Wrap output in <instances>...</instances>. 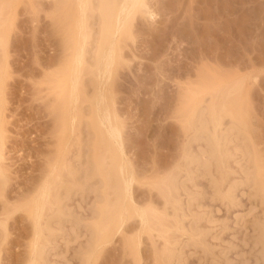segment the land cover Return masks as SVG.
Returning a JSON list of instances; mask_svg holds the SVG:
<instances>
[{
	"label": "rangeland",
	"instance_id": "374dc122",
	"mask_svg": "<svg viewBox=\"0 0 264 264\" xmlns=\"http://www.w3.org/2000/svg\"><path fill=\"white\" fill-rule=\"evenodd\" d=\"M17 2L9 43L11 78L7 88L3 161L11 179L8 197L17 201L16 204L36 191L47 172V161L55 153L57 119L56 110L52 108L55 96L49 86L51 76L48 78L47 74L57 72L61 50L57 17L54 15L55 1ZM150 6L157 12L156 18L148 20L142 17L136 21V40L127 42L125 51L130 67L123 71L128 75L118 79L121 87L117 89L116 106L124 121L125 152L138 179L133 185V197L139 205L144 207L152 203L163 213L165 198L158 190V182L165 176L176 177L173 175L179 171L176 166L179 165L187 133H184V127L181 128L179 117L182 114L178 115L181 101L177 97L184 87L200 83L205 76H211L213 80L217 76L213 72L225 74L224 78L230 73L236 80L248 79L246 88L250 92L247 89L248 95L243 92L246 98L245 95L242 97L245 100L239 98L240 106L248 112L250 138L264 163V0H150ZM169 24L170 27L173 24L171 28ZM165 34H168L167 38ZM200 71L203 73L199 74ZM193 146L197 151L198 146ZM230 166L236 172L231 174V182L245 180L234 161ZM200 172L193 173L194 181L187 186L196 196V200H192V212L201 217L197 224L205 232V243L210 249L205 251L196 245L186 247L181 264H264L262 245L257 241L259 230L255 224L257 217L264 212V204L261 205L258 197L244 183L237 188L234 203L222 202L209 177ZM177 178L181 180L184 176L180 174ZM92 200L93 193L85 198L77 195L68 201V208L72 207L75 215L88 217L93 208ZM182 200L186 206L184 194ZM1 204L0 212L3 211ZM140 226L139 219L130 220L124 231L102 251L95 264H161L158 256L165 249V240L162 238L163 242L156 233H141ZM8 227L6 239L0 234V264H25L33 237L28 214L16 212L9 219ZM69 227V224L65 225L66 234L71 233ZM66 234L63 236L66 240L73 239L72 235ZM136 235L140 239L135 237L139 242H134H138L139 247L133 242L134 246L129 247ZM173 237V241L183 242L181 236L174 234ZM84 238L70 243L68 240L65 243L62 237L57 238L55 249L49 253L50 264H67V261L68 264H79L77 250ZM179 244L175 245L178 247L176 250L181 247Z\"/></svg>",
	"mask_w": 264,
	"mask_h": 264
},
{
	"label": "bare ground",
	"instance_id": "6f19581e",
	"mask_svg": "<svg viewBox=\"0 0 264 264\" xmlns=\"http://www.w3.org/2000/svg\"><path fill=\"white\" fill-rule=\"evenodd\" d=\"M54 1V15L57 17L54 19H57L60 36L58 44L61 50L57 72L55 70L53 75L47 74L48 78L51 76L48 79L51 84L47 83L55 96L52 101L55 100L52 108L56 110L57 119L55 153H52L53 157L47 161V172L36 191L31 196H26L27 198H21L20 200H23L16 204L17 201H11L8 197L11 179L3 161L7 88L11 78L10 32L18 2L0 0V202L3 208L0 212L1 236L6 239L9 219L16 212L23 211L28 214L33 229L25 264H50L49 253L55 249L59 237L65 239V243H70L71 240L76 242L85 237L84 241L80 240L77 250L79 264H95L102 251L124 231L125 225L137 218L141 233H156L159 238L165 240L164 252L161 250L158 256L161 264H181L184 250L189 246H201L206 251L209 248L205 243L206 235L197 224L201 217L194 214L191 208L192 200L196 196L194 197L193 191L187 186V183L194 181L195 171H201L209 177L222 202L234 203L235 192L244 183L251 188L254 196L258 197L261 205L264 204V163L260 158L262 156H258L261 153L257 152L258 149L250 138L252 136L251 129L250 132L248 130V112L246 109V112L242 110L244 106H240V99H244L242 97L245 95H242L243 92L249 94V88H246L248 79L236 80L230 73L224 78L225 74L213 72L217 76L211 75L218 78L212 77V80L211 76H208L211 81L205 76L207 79L204 77V80L199 75V79H202L199 80L200 83L184 87L180 97H177L181 101V104H178L180 107L176 105L179 111L181 110L178 115L182 114L178 116L180 124L182 123L181 128L184 127V133L187 132L181 148V159L176 166L179 170L176 171L177 175L183 174L184 178L180 180L175 174L174 178L165 176L158 182L159 188L155 185L165 198L166 207L163 206V213L162 210L156 209L158 207L154 208L152 203L143 207L133 197V185L138 179L124 148V121L116 106L117 89L121 87L118 84L119 77L124 76V69L130 67L125 48L128 47V41L135 39V22L142 17L153 20L157 12L151 10L153 8L150 6V0ZM201 72L203 73L200 71L199 74ZM127 75L126 73L125 76ZM219 76L222 79L219 80ZM215 79L218 82H213ZM203 81L209 84L208 87ZM193 145L198 146L197 151L193 149ZM231 161L240 168L245 180L230 181L234 171L231 170ZM91 193L95 203L92 202L93 208L91 207L88 217L75 215L72 207L68 208V201L77 195L85 198ZM182 194L186 196V206ZM169 217L172 223L169 222ZM257 218V241L262 245L261 255L264 256V212ZM67 224L71 233L66 234ZM65 234L72 235L73 239L69 238L71 240L67 241ZM174 234L181 236L182 245L177 243L179 241L172 240ZM137 235L131 239L129 247L134 246V240L138 241L141 237ZM177 244L181 246L179 250H176ZM68 247L69 244L66 246L67 250ZM62 257L64 259L63 255ZM66 263L68 264V261Z\"/></svg>",
	"mask_w": 264,
	"mask_h": 264
}]
</instances>
